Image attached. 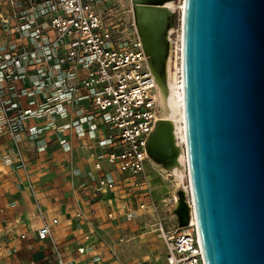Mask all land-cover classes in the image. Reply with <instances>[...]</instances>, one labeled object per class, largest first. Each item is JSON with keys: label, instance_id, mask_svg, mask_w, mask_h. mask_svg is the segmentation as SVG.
<instances>
[{"label": "built area", "instance_id": "built-area-1", "mask_svg": "<svg viewBox=\"0 0 264 264\" xmlns=\"http://www.w3.org/2000/svg\"><path fill=\"white\" fill-rule=\"evenodd\" d=\"M105 2L0 0V30L11 43L7 50L0 47V123L3 134L13 139L18 166L27 171L20 146L23 121L47 116L48 125L55 128L57 116L74 115L65 130L81 136L95 131L90 135L100 147L92 152L96 171L88 173L89 182H95L96 192L112 193L120 200L108 218H116L120 210L132 220L155 208L147 165L156 163L148 144L160 119L158 81L134 19L123 26L120 18L104 12ZM179 73L183 76V64ZM25 78L28 86L21 83ZM26 96L31 103L27 108L22 103ZM44 128L33 126L31 134L39 136ZM103 161L110 164L108 170ZM189 182L192 192L190 172ZM37 209L43 219L38 238L52 246L45 256L47 264H79L70 260L57 238L54 226L59 217L48 220L39 203ZM74 216L93 225L95 210L80 207ZM158 230L167 247L165 264H207L196 213L175 227L161 220ZM99 235L85 230L78 253L97 249ZM96 258L84 263L95 264Z\"/></svg>", "mask_w": 264, "mask_h": 264}, {"label": "water", "instance_id": "water-1", "mask_svg": "<svg viewBox=\"0 0 264 264\" xmlns=\"http://www.w3.org/2000/svg\"><path fill=\"white\" fill-rule=\"evenodd\" d=\"M182 63L207 264H264V0H186Z\"/></svg>", "mask_w": 264, "mask_h": 264}, {"label": "crops", "instance_id": "crops-1", "mask_svg": "<svg viewBox=\"0 0 264 264\" xmlns=\"http://www.w3.org/2000/svg\"><path fill=\"white\" fill-rule=\"evenodd\" d=\"M9 39L0 30V44ZM28 81L25 78L21 83L28 86ZM22 103L26 108L31 106L27 96ZM72 117L57 118V121L69 122ZM23 124L20 146L27 161V171L18 166L11 136L0 135V264H31L33 260L38 264H47L45 256L50 255L52 246L49 241L38 238V228L43 224V219L37 203L42 206L46 219L59 217L60 222L54 226L55 233L70 260L85 264L86 260L99 257L95 259V264H117L114 255L116 245L112 244L113 239H109V235L114 221L125 216L120 210L114 219L108 218L107 214L112 207H117L120 200L113 198L112 193L96 192L95 182L87 180V186H80L88 179V172L96 171V158L92 152L100 147L95 137L90 135L95 131L83 136L75 130L58 132L51 124L48 125L47 116H31ZM41 125H45V128L39 136L31 134V127ZM100 133L101 129L96 130L97 136ZM62 137L68 139L69 149L62 145ZM103 164L105 170L110 168L108 162L103 161ZM80 207L95 210L93 225L82 224L74 216ZM85 230L102 235L105 244L99 241L97 249L80 255L77 247ZM166 256L165 245L162 264L166 263Z\"/></svg>", "mask_w": 264, "mask_h": 264}, {"label": "bare ground", "instance_id": "bare-ground-1", "mask_svg": "<svg viewBox=\"0 0 264 264\" xmlns=\"http://www.w3.org/2000/svg\"><path fill=\"white\" fill-rule=\"evenodd\" d=\"M185 2L178 5L176 0H131L134 24L158 81L160 119L150 138L152 152L156 163L183 185L189 169L184 79L179 73L183 64ZM177 8H181V28L175 41L172 34ZM192 198L189 185L174 195L175 212L182 223L195 213Z\"/></svg>", "mask_w": 264, "mask_h": 264}, {"label": "rangeland", "instance_id": "rangeland-1", "mask_svg": "<svg viewBox=\"0 0 264 264\" xmlns=\"http://www.w3.org/2000/svg\"><path fill=\"white\" fill-rule=\"evenodd\" d=\"M181 1L182 0H176L178 5L181 4ZM110 2L106 0V2L102 4V9L105 8L104 12L110 15V17H113V19L120 18L118 20L123 22V26H125V24L129 25V21L133 20L131 0H110ZM113 4H115L113 7L117 8L111 11L110 5L112 6ZM180 14L181 8H177L174 32L172 34L175 41L179 39L180 35ZM10 44L9 41H6L0 44V47L7 50L10 48ZM57 118L66 119L68 117L57 116ZM67 123L68 122L59 123L57 121L55 130L58 132L65 131ZM23 125L24 124H22V128ZM41 126L44 127L45 125ZM2 134V124L0 123V135ZM60 141L64 148H70L66 137H62ZM147 171L150 174L153 184L152 198L155 199V208H152L148 213L136 215L132 220L120 218L114 221L109 239H113L112 244L116 245V253L114 255L118 261L117 264H162L165 259V243L158 230L159 222L162 220L169 228L181 222L177 216V212H175L174 195L177 194L184 185L190 183L189 170L184 185L178 183L176 177L174 175H169L165 168L158 163L152 164V162H149ZM86 176L88 179L85 181L89 180V174ZM99 241H103L105 244V238L102 235H99L98 244L100 243Z\"/></svg>", "mask_w": 264, "mask_h": 264}]
</instances>
